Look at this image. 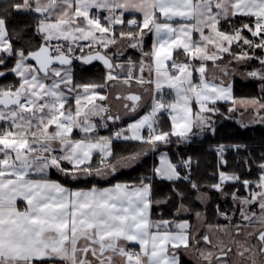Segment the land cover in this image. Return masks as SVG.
<instances>
[{
  "label": "snow or ice",
  "instance_id": "1",
  "mask_svg": "<svg viewBox=\"0 0 264 264\" xmlns=\"http://www.w3.org/2000/svg\"><path fill=\"white\" fill-rule=\"evenodd\" d=\"M0 264H264V0H0Z\"/></svg>",
  "mask_w": 264,
  "mask_h": 264
},
{
  "label": "trees",
  "instance_id": "2",
  "mask_svg": "<svg viewBox=\"0 0 264 264\" xmlns=\"http://www.w3.org/2000/svg\"><path fill=\"white\" fill-rule=\"evenodd\" d=\"M236 91L238 94H246V93L253 91V86L251 82L249 81L237 80ZM233 128L234 126L230 122L221 121V127L219 128L217 139H224V138L234 135ZM249 135H254L258 138L260 135V132L257 131L256 133H249ZM148 163L149 164L151 163L150 159L148 160ZM138 172L139 170L133 171L131 173H125V175H123L121 179H127L128 175H137Z\"/></svg>",
  "mask_w": 264,
  "mask_h": 264
},
{
  "label": "rangeland",
  "instance_id": "3",
  "mask_svg": "<svg viewBox=\"0 0 264 264\" xmlns=\"http://www.w3.org/2000/svg\"><path fill=\"white\" fill-rule=\"evenodd\" d=\"M151 160V159H150Z\"/></svg>",
  "mask_w": 264,
  "mask_h": 264
}]
</instances>
